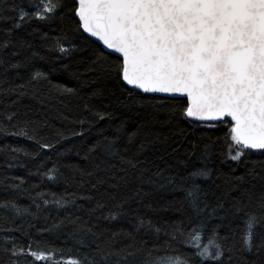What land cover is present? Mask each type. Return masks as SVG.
I'll use <instances>...</instances> for the list:
<instances>
[{"label":"snow or ice","instance_id":"1","mask_svg":"<svg viewBox=\"0 0 264 264\" xmlns=\"http://www.w3.org/2000/svg\"><path fill=\"white\" fill-rule=\"evenodd\" d=\"M66 20L71 23L68 29ZM34 23L59 29L60 34L51 37L41 32L42 43L37 45L28 38L39 31L27 30ZM73 38L84 43L78 46ZM77 51L86 55L75 78L102 85L89 99L104 95L103 85L114 82L121 95L113 92L111 103L126 108L135 105L143 111L136 132L126 134L123 147L118 146L122 125L112 137L101 131V138L86 147L82 158L97 161L89 170L66 165L70 172L65 175L55 164L47 171H41L43 161L37 165L36 173L42 178L62 180L67 187L103 173L92 188L107 185L121 193L119 199L109 194L114 201L110 205L96 200L86 210L89 219L69 212L43 230H64L65 240L75 242L82 254L68 258V264H264V0H0V98L6 107L24 98L40 104L79 98L77 89L54 84L49 73L37 66L52 53L63 58ZM9 72L14 73L11 80ZM9 97L15 99L8 101ZM84 111L96 120H111L113 115L87 103ZM0 115L9 122L0 134L24 137L34 145L31 151L8 146L4 150L23 152L33 159L56 151L63 141L83 137L84 126L94 122L73 120L80 131L67 129L66 134L56 129L49 139L40 134L47 121L28 119L20 127L11 123L18 110ZM180 120L229 125L227 151L220 153V163L235 162L244 168L243 174L234 175L231 163L228 173L210 167L213 146L185 143L184 129L172 127ZM29 125L34 127L29 130ZM158 126H168L170 135ZM145 152L153 157L159 153L165 166L161 168L147 156L140 159ZM75 154L79 156V150ZM144 183L154 190L182 191V218L162 228L132 208L148 194L140 188ZM24 184L23 177H0L4 193L0 221L11 225L0 227L5 233L0 240V264H22L26 259L31 264H62L54 249L33 248L30 229L35 225L28 218L39 219L49 205L79 212L83 206L77 200L93 197L70 193L67 187L60 195H33ZM25 195L30 201L27 206L18 203ZM238 220L244 227L241 238L234 241L232 225ZM150 236L155 240L150 242L146 238ZM184 247L192 251L185 254Z\"/></svg>","mask_w":264,"mask_h":264},{"label":"trees","instance_id":"2","mask_svg":"<svg viewBox=\"0 0 264 264\" xmlns=\"http://www.w3.org/2000/svg\"><path fill=\"white\" fill-rule=\"evenodd\" d=\"M18 2H24V0H18ZM64 27L65 29L70 28V21L66 20L64 22ZM32 28H39V31L34 33L32 37H28L37 45L42 43L40 38L41 32H48L51 37H55L60 34L59 29L53 31L51 28L41 23H34L27 30L32 31ZM23 31L24 30H20V33L23 34ZM73 39L78 46L84 43L83 40H78L76 38ZM85 55V52L77 51L71 56L58 58V53H52L47 61L38 62L37 64L38 67L49 73V79H51L54 84L66 85L77 89L79 98L73 97L71 101L66 100L64 104H61L56 100H52L50 103L40 104L36 100L24 98L14 107H6V101L0 98V113L18 110L17 118L11 123H18L20 127H24L22 123L24 120L32 119L37 121H47L48 126L41 128L40 134L49 139L54 136L56 129L66 132L67 129L74 128L75 130L80 131L81 126L79 124H73V120L87 118L88 120L94 121L91 127L87 124L84 126L85 134L83 137H73L70 140L63 141L61 144L57 145L56 151L42 153L40 157L35 159L24 156L23 152L11 153L4 150L5 146H8L9 148L20 147L24 150L31 151L34 148L32 142L24 137L0 134V177L5 175L11 177H23L25 180L23 188L29 189L33 195L37 192H52L60 195L64 193L65 188L67 187L62 180L58 182H51L48 181L46 177L42 178L39 174H37L36 168L41 161L44 162V168H42L41 171H47V169L51 168L53 164H55L59 168L60 172L65 175H68L70 172V169L66 167V165L89 170L97 161L92 158L85 160L82 157L86 147L101 138L99 135L101 131H103V135L112 137L116 128L122 125L121 140L119 141L118 146L123 147L127 143L126 134L136 132L141 121V115H139V113H142L143 109L140 107L133 105L132 107L126 108L111 103V94L113 92H115L116 96L121 95L120 91L115 87L114 82H108L103 85L104 95L95 96L89 99L93 90L101 88L102 85L84 84L75 78L74 74L78 70H82L80 61ZM65 65L67 67H65ZM13 76L14 73H8L10 80ZM124 95H126V93ZM7 99L10 101L11 99H15V97H9ZM86 103L93 107L94 110L113 113L111 120L107 118L105 120H96L93 116L84 111V105ZM65 105L67 106L65 107ZM58 108L61 111L58 112ZM25 113H27V115H25ZM65 116H67L68 119H64L63 117ZM6 125H9V122L4 119L3 115H0V129H3ZM28 127L30 130L34 127V125H29ZM172 127L174 130L177 127L184 129L187 137L185 143L192 141L200 144L201 146L205 143L213 146L215 156L213 162L209 165L210 167L214 169L218 168L221 173H228L229 163H231V166L236 169L234 175L243 174L244 168L235 162L220 163L221 159H223L220 153H226L227 151L225 137L229 125L226 123H222L220 121H205L190 124L186 121L180 120L178 125H173ZM11 130L15 131V129ZM159 131H162L165 135H170L168 126L159 128ZM169 142L171 143V140ZM72 145H75V147L71 152L65 151V149ZM77 150L80 152L79 156L75 154ZM182 152L183 149H181V153ZM159 155L160 154L157 153L156 157H153L151 152H145L140 159H144L145 156L150 159H155L156 164H159V166L163 168L165 165L158 159ZM165 159H168L169 162H171L170 158L165 157ZM192 161L195 162L197 167L200 166L199 161H196L195 157L192 158ZM8 164L13 165V167L9 168ZM190 166L191 165L189 164V167ZM145 167H147V165H145ZM155 170V166H153L152 171L155 172ZM30 172L32 174H29ZM102 175L103 173H99L98 176L92 177L87 183L78 182L72 187H67V191L70 193L75 192L78 196L83 195L93 197L91 201L77 200V204L82 205L83 210L79 212H76L75 209H68L67 211L63 209L58 210L55 205H49L44 209L39 219L31 220L30 217L28 218V220L35 225L34 228L30 229L34 249H54L57 254L56 260L62 261V264H68V258L77 257L82 254L81 251H78L75 242H67L65 240V236L63 234L64 230H43L49 228L53 223L57 222L59 218H63L65 215H68L69 212L79 215L82 219H89L86 210L95 205L96 200L99 199L106 201L109 205L114 203V201L109 199L110 193L116 195L117 199H119L121 194L120 191H113L112 189H109L107 185H97L96 189L92 188V184L96 183L97 179ZM37 184L39 187L33 188V185ZM140 188L143 193L148 194L142 195L140 202L138 204H132L131 207L136 209L145 219L151 220L158 227L163 228L167 224L173 221H178L182 218L181 204L184 198V193L182 191L159 188L154 190V186L148 183L140 185ZM2 195H4V193L0 192V196ZM18 203L20 205L27 206L30 201L25 195L19 199ZM105 211H107V209H105ZM45 216H47V219L44 218ZM95 219V216L91 217V220ZM16 223H21V220L17 219ZM0 227H11V225L4 224L0 221ZM25 227H27V224H25ZM232 227L235 230L234 241H238L242 236V229L244 227L243 221L238 220L232 225ZM4 235L5 233L0 232V240H3ZM12 235L19 236L20 234L13 233ZM161 237H163V233H161ZM146 238L149 239L150 242L155 240L154 236ZM21 242L27 243V239H21ZM149 246H151V243ZM181 251L188 254L192 250L184 247ZM164 254L165 253L163 252L159 253V255ZM22 264H31V261L26 259L22 261ZM49 264H55V262H49Z\"/></svg>","mask_w":264,"mask_h":264}]
</instances>
